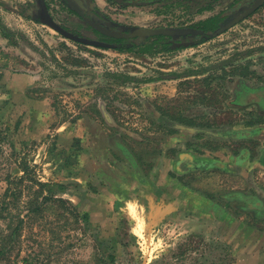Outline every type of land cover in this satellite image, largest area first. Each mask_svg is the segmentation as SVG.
I'll return each mask as SVG.
<instances>
[{
  "label": "rangeland",
  "instance_id": "obj_1",
  "mask_svg": "<svg viewBox=\"0 0 264 264\" xmlns=\"http://www.w3.org/2000/svg\"><path fill=\"white\" fill-rule=\"evenodd\" d=\"M46 1L66 30L102 40L58 0ZM138 1L92 2L113 25L129 29L197 27L228 2L202 11L185 0ZM32 4L0 0V120L11 127L1 146L0 199L6 179L22 175L24 159L42 181L65 184L64 198L100 227L84 230L69 220L70 229L60 227L49 245L45 228L26 226L17 264H95L97 232L119 264H236L222 236L226 227L200 218L197 208L207 194L239 221L264 216L257 162L264 119L256 105L233 103L235 88H264V8L192 47L141 55L66 39L32 19L40 18L28 14ZM118 141L132 154L120 153ZM247 151L245 172L236 168ZM69 155L70 177L61 166ZM239 192L261 198V215L249 212Z\"/></svg>",
  "mask_w": 264,
  "mask_h": 264
},
{
  "label": "trees",
  "instance_id": "obj_2",
  "mask_svg": "<svg viewBox=\"0 0 264 264\" xmlns=\"http://www.w3.org/2000/svg\"><path fill=\"white\" fill-rule=\"evenodd\" d=\"M144 1V0H142ZM162 2L163 0H156ZM189 9L201 7L200 10L211 8L210 0H185ZM208 3L206 4V2ZM139 2L133 0V4ZM40 22V18H32ZM223 19L215 16L201 21L197 27L207 31L214 32L218 29L219 23ZM181 37L155 36L148 38H135L126 40H116L115 50L124 52H133L141 55H154L161 52H171L178 48H173L176 43H180ZM196 37V36H194ZM211 37L205 35L207 40ZM195 45L197 42H192ZM19 129L20 123L16 125ZM11 127L6 121L0 120V153L1 146L9 141V131ZM75 163L72 155L66 157L61 162L62 168L67 169L68 176L72 175L70 171L71 164ZM22 175L17 177L9 176L6 179L7 188L0 199V264H17L22 252V240L25 236L26 226L32 224L46 229L49 245L53 244L58 238L61 230L70 228L66 224H75L77 228L83 226L84 230H91L100 227L92 220L91 212L78 209V205H73L64 198L68 194V188L65 184L55 180L42 181L36 173V165L31 166L30 162L23 159L20 164ZM71 220V223L69 222ZM74 220V221H73ZM65 224H60L61 222ZM82 229V228H81ZM31 231H34L31 228ZM32 233V232H31ZM34 233V232H33ZM95 252L93 260L95 264H119L115 248L109 245L107 240L101 236L100 232L94 233ZM115 241H110V244ZM48 245V246H49ZM31 258V254L29 256ZM23 264H41L39 259H22Z\"/></svg>",
  "mask_w": 264,
  "mask_h": 264
},
{
  "label": "flooded vegetation",
  "instance_id": "obj_3",
  "mask_svg": "<svg viewBox=\"0 0 264 264\" xmlns=\"http://www.w3.org/2000/svg\"><path fill=\"white\" fill-rule=\"evenodd\" d=\"M74 1L79 6V11L71 9L69 7V4L67 3L66 0H58L59 4L62 6V8H67L70 11V13L76 14L82 21L85 22V24L89 28H91L94 32L98 33L99 36H101L100 38L103 40V42L115 45L114 43H115L116 40H122V39H115V38L108 37V36L102 34L101 32H99L98 30H96L95 28H93L89 24L90 21L98 23L101 26H103V27H105L107 29H110V30H120V31H123V32H130L129 28H125V27L123 28L120 25L116 26V25L112 24L113 22H109L108 18H106L104 15H102L96 9V7H95V5L93 3L94 0H74ZM124 1L129 3V4H133V0H124ZM219 1L220 0H210L211 7H213L215 5V3L217 4ZM45 3L47 5L49 13L52 16V12L50 10V6L47 4L46 0H45ZM207 3H208V1L206 2V4ZM255 5H257V7H255ZM222 7L223 8L221 10H219L218 13H213V14H219V15H216V16H220L223 19V21L219 23L218 29L222 25L228 24L230 21L234 20L235 18H237L241 14H244V13L248 12V10L253 8V7H255V9H254V11L252 13H250V15L248 17L254 16L255 14H257L259 11H261L264 8V0H228V2L226 1V5L222 6ZM30 11H31V13H30ZM29 13L30 14H41V7L39 5V0H35V4L30 5V7L28 9V14ZM213 17H215V16H213ZM244 20H241L237 24H240ZM192 28L201 30L203 33H199L197 35H187L185 38L181 37V39H179L180 43H176L173 46V48L183 49L185 47L194 46L193 45L194 43H192V42L199 43V42H205L206 41L205 35L209 34L210 32H207V31L201 29L200 27H192ZM75 32H76L75 34H77L79 37L85 38L78 31H75ZM194 36H196V37H194ZM86 39H89V38H86ZM90 40H93V39H90ZM123 40H126V39H123ZM173 51H176V50H173ZM173 51H171V52H173ZM235 89H236L235 90L236 91V101L233 102V103H237L238 104V102H239L238 99H240V101H241L240 104H242L243 107L244 106H249V104L250 105H256L257 115L260 118L262 116L263 118H261V119H264V88H260V89H256V90H249L245 86V87H243L242 90L240 88H235ZM240 95H241V98H239ZM263 124H260V125H263ZM116 147H117V149L119 150L120 153H124L125 155L126 154L129 155L130 153L132 154V152L129 150V148H127L126 145H124L122 141H118V144L116 145ZM204 159H207V157L205 156ZM257 159H258L257 160L258 167L261 168L262 172L264 173V155L262 157H260V158H257ZM188 169L191 170L190 168H188ZM261 169L259 170L260 172H261ZM260 200H261V198H259L257 195L256 196L253 195L252 199H251V201H253V206H258L257 204H260ZM259 209H260V212L263 211V209H261V207ZM252 211L256 212L254 210H252ZM254 217H258V215L255 214Z\"/></svg>",
  "mask_w": 264,
  "mask_h": 264
},
{
  "label": "crops",
  "instance_id": "obj_4",
  "mask_svg": "<svg viewBox=\"0 0 264 264\" xmlns=\"http://www.w3.org/2000/svg\"><path fill=\"white\" fill-rule=\"evenodd\" d=\"M243 156H246L244 163L241 164V167L237 165L236 169H243V171L248 172L251 166L250 152H245ZM232 162L235 164L236 162L239 163V161H236L234 158ZM233 196L235 197V194ZM236 196H238L241 201L247 203V209L253 216L255 213H260L258 204V206H253L252 208L256 211L255 213L251 210V204L253 205L251 196L242 192L237 193ZM227 199H230V197ZM200 200L201 203H199V207L197 208L199 210L197 215L202 219L205 218L208 222L214 220L213 222H215L218 227H226L222 236L223 239L225 238L224 241L232 244L233 252L237 255L236 264H264V216L260 221H257V219L260 218L258 217L251 220V222L248 221L245 223L229 216L227 209L213 200L211 196L207 194L206 196L200 195ZM199 226L203 227V224H199ZM208 226L209 225H207V227Z\"/></svg>",
  "mask_w": 264,
  "mask_h": 264
},
{
  "label": "water",
  "instance_id": "obj_5",
  "mask_svg": "<svg viewBox=\"0 0 264 264\" xmlns=\"http://www.w3.org/2000/svg\"><path fill=\"white\" fill-rule=\"evenodd\" d=\"M67 3L69 4V7L73 10L79 11V6L76 4L74 0H66ZM39 5L41 7V14H40V21L46 25L47 27L51 28L52 30L56 31L60 36L69 39L75 43L78 44H85L88 46L92 47H97V48H106V49H115L116 46L101 42V41H96V40H90L86 38L79 37L78 35H75L71 33L70 31L66 30L63 28L60 24L55 22L51 14L49 13V10L47 8V5L45 3V0H39ZM257 7V5H255ZM255 7L251 8L248 10V12L241 14L234 20L230 21L228 24L222 25L218 30L215 32L209 33L211 37H217L233 26H235L238 22L241 20H244L245 18H248L250 13H252L255 9ZM89 24L101 32L102 34L112 37L115 39H135V38H148V37H155V36H165V37H180V36H187V35H197L199 33H203L201 30L194 29L192 27H159V28H141V27H136L129 29L130 32H123L120 30H110L107 29L103 26H101L98 23L95 22H89ZM184 129H188L186 127H182ZM190 130V129H188Z\"/></svg>",
  "mask_w": 264,
  "mask_h": 264
}]
</instances>
